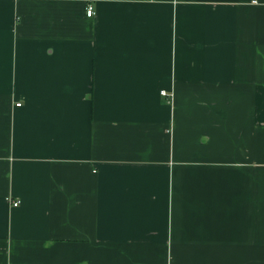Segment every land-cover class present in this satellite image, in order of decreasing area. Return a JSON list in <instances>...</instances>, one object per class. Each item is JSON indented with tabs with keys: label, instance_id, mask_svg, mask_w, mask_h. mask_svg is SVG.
<instances>
[{
	"label": "crops",
	"instance_id": "crops-1",
	"mask_svg": "<svg viewBox=\"0 0 264 264\" xmlns=\"http://www.w3.org/2000/svg\"><path fill=\"white\" fill-rule=\"evenodd\" d=\"M0 264H264V0H0Z\"/></svg>",
	"mask_w": 264,
	"mask_h": 264
},
{
	"label": "built area",
	"instance_id": "built-area-1",
	"mask_svg": "<svg viewBox=\"0 0 264 264\" xmlns=\"http://www.w3.org/2000/svg\"><path fill=\"white\" fill-rule=\"evenodd\" d=\"M87 14H88L89 17H92V16L95 14L94 9H93L92 6L89 7V9H88V11H87ZM163 93L165 94V92H163ZM17 106H21V103L17 104ZM20 203H21V202L16 201V202H14V206L17 207V206L20 205Z\"/></svg>",
	"mask_w": 264,
	"mask_h": 264
}]
</instances>
